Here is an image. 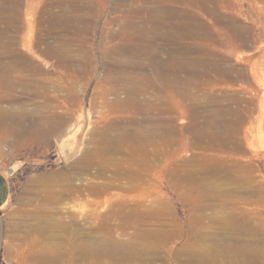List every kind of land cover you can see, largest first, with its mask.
I'll return each mask as SVG.
<instances>
[{"label":"rangeland","instance_id":"374dc122","mask_svg":"<svg viewBox=\"0 0 264 264\" xmlns=\"http://www.w3.org/2000/svg\"><path fill=\"white\" fill-rule=\"evenodd\" d=\"M2 68L0 264H264V0H0Z\"/></svg>","mask_w":264,"mask_h":264},{"label":"bare ground","instance_id":"6f19581e","mask_svg":"<svg viewBox=\"0 0 264 264\" xmlns=\"http://www.w3.org/2000/svg\"><path fill=\"white\" fill-rule=\"evenodd\" d=\"M180 66H181V64H180ZM8 67L11 68L10 66H8ZM9 68H6V69L5 68H2L1 69V72H0V76H4L5 73L7 71H9ZM180 68H182V67H180ZM170 69H172V68H170ZM147 83H148L147 85L145 84V87H144L145 89H147L148 87H150V85H149L150 82L148 81ZM134 84L135 83H133V85L129 88V93H128L129 95H126L123 98V100L121 101V105H124L125 107H127V109L132 108V107H136L139 113L146 114L151 109L150 106H149V104H146L145 103L146 100L142 102L141 100L138 101V99L136 100L133 97V95H136V94L140 93L143 90V87H140V86L134 85ZM9 116H10V114L7 111H4V110L0 111V122L3 121V120L4 121L9 120L8 119ZM150 124H151L150 119H148L146 117H143L142 120L133 122V126H135V128H133V130L130 133L123 132V133H126V134L123 135L124 140L125 139H128V141L125 142V146H124L125 149L130 152L131 156H135L137 154L143 155V157H144L143 158V161L144 162L146 161V158L149 155V153H148V147L151 146V140H149V134L147 133L148 132L147 125H150ZM158 124H156V125L158 126ZM121 130H123V129H121ZM143 130H144L145 134L142 132ZM159 133L160 132H158V134ZM161 136H163V135H161ZM109 145H112V144H109ZM110 186H108V184H99V185H91V186L88 185L84 190H87L91 195L99 196V198H100L101 195L103 196L107 192V189H109ZM191 191L193 192V190H191ZM85 203L86 204H84V205L90 206L92 208V210H89L88 213L90 215H92V216H95L96 215V217L101 218V219L106 218L107 216H109V217L110 216H112V217L113 216L114 217H120V215L122 213H125V210L129 208L128 205H127V203L125 204V202H124L123 199L122 200H117V199H107V198H105V199L101 200V198H100V200H96V198H95V200H92V201L88 200ZM99 208H101L103 210H100L97 213V209H99ZM113 208H115V210L112 213L110 211V209H113ZM129 211H131V209ZM128 214L129 215L126 217L127 220L125 222L123 221L122 223L119 224L120 227H124L125 229H126L127 224H128V219L130 218V216L132 215V213L131 214L128 213ZM188 256H189V253L186 254V257H188Z\"/></svg>","mask_w":264,"mask_h":264},{"label":"crops","instance_id":"0c3cea01","mask_svg":"<svg viewBox=\"0 0 264 264\" xmlns=\"http://www.w3.org/2000/svg\"><path fill=\"white\" fill-rule=\"evenodd\" d=\"M11 196V185L9 177L0 170V208L4 207Z\"/></svg>","mask_w":264,"mask_h":264},{"label":"water","instance_id":"95a60500","mask_svg":"<svg viewBox=\"0 0 264 264\" xmlns=\"http://www.w3.org/2000/svg\"><path fill=\"white\" fill-rule=\"evenodd\" d=\"M10 172V171H9Z\"/></svg>","mask_w":264,"mask_h":264}]
</instances>
